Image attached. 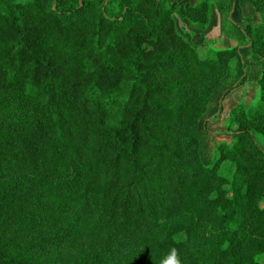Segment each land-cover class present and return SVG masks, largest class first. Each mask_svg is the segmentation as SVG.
<instances>
[{
	"label": "trees",
	"instance_id": "trees-1",
	"mask_svg": "<svg viewBox=\"0 0 264 264\" xmlns=\"http://www.w3.org/2000/svg\"><path fill=\"white\" fill-rule=\"evenodd\" d=\"M209 2L0 0V264H263L264 66L206 166L241 46L201 58L175 14L205 29Z\"/></svg>",
	"mask_w": 264,
	"mask_h": 264
},
{
	"label": "rangeland",
	"instance_id": "rangeland-1",
	"mask_svg": "<svg viewBox=\"0 0 264 264\" xmlns=\"http://www.w3.org/2000/svg\"><path fill=\"white\" fill-rule=\"evenodd\" d=\"M188 1L196 4L201 0ZM209 3L210 20L205 29L175 14L179 32L191 42L201 58H215L220 50L241 46V54L230 62L228 74L215 89L208 111L201 121V154L206 166H211L217 159L220 142H231L230 137L224 136L231 110L241 105L251 111L258 104V80L264 66V58L252 52L243 32L247 25L254 27L260 23L251 0H210ZM234 83L239 85L237 84L221 103V97ZM256 136L263 145L262 135ZM228 172L229 170L225 169L222 173Z\"/></svg>",
	"mask_w": 264,
	"mask_h": 264
},
{
	"label": "clouds",
	"instance_id": "clouds-1",
	"mask_svg": "<svg viewBox=\"0 0 264 264\" xmlns=\"http://www.w3.org/2000/svg\"><path fill=\"white\" fill-rule=\"evenodd\" d=\"M166 264H180V261L178 259V255L175 252V250H173V252L169 256L168 260L166 261Z\"/></svg>",
	"mask_w": 264,
	"mask_h": 264
}]
</instances>
